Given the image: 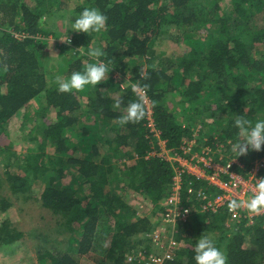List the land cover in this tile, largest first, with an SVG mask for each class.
I'll return each instance as SVG.
<instances>
[{
  "label": "trees",
  "instance_id": "trees-1",
  "mask_svg": "<svg viewBox=\"0 0 264 264\" xmlns=\"http://www.w3.org/2000/svg\"><path fill=\"white\" fill-rule=\"evenodd\" d=\"M78 1L67 11L63 0H0V138L8 136L11 124L25 117L35 99L46 102L39 108L42 116L47 110L56 116L50 124L36 117L46 144L34 143L30 153L11 163H5L8 156L0 158V190L7 184L18 197L43 184L41 206L59 218L57 231L67 237L62 249L40 254L39 264H142L128 257L144 244L152 255L155 245L145 236L159 227L176 166L148 156L159 147L147 128L146 104L139 122L120 123V112L135 99L129 87L122 89L108 78L92 90L58 92L55 74L44 64L48 39L60 37L57 22L64 12L78 15L85 7L98 8L107 17L105 28L90 37L70 31L71 45L60 46L61 53L80 47L85 51L96 41L105 53L100 59L114 67L110 75H129L130 83L148 85L145 94L167 150L182 154L181 147L197 139L198 146L209 148L218 160L221 153L226 158L231 154L230 145L238 138L232 127L235 114L264 118V0ZM171 28L182 31L190 49L162 63L165 66H155L154 46ZM82 61L92 62L81 52L70 53L58 64V73L67 76L79 70ZM140 67L147 79H140ZM116 98L123 101L120 110L112 109ZM9 149L0 146V155ZM226 158H221L223 164ZM238 158L242 167L233 169L245 176L264 160V145ZM124 159L129 164L122 163ZM68 174L71 179L65 184ZM190 179L195 193L182 196L190 215L168 225L177 245L163 264H195L196 240L215 231L218 236L211 237L225 264H264V214L246 226L245 211L241 217H233L226 207L213 212L207 203L220 191L195 176ZM0 202V209L6 210L9 202L1 195ZM139 202L150 204L151 217L140 216ZM23 235L2 224L0 248L12 250Z\"/></svg>",
  "mask_w": 264,
  "mask_h": 264
},
{
  "label": "rangeland",
  "instance_id": "rangeland-1",
  "mask_svg": "<svg viewBox=\"0 0 264 264\" xmlns=\"http://www.w3.org/2000/svg\"><path fill=\"white\" fill-rule=\"evenodd\" d=\"M66 5V10L70 11L71 9H74L76 5L78 4V0H63ZM81 3V2H79ZM64 18L61 20H58L57 26H59L61 32H58L60 37H49L48 42L45 47V56H47V60H45L44 64H46L45 68L48 73L52 74H58L60 76H65L64 74L61 75L58 72L61 71V66L64 59L69 56L70 53L76 52L78 50L77 48H73L72 51L68 53H61L62 45H71L67 44L64 41H61L60 38H63L66 30L67 25L65 24V14L67 12H64ZM262 20V19H261ZM180 34V35H179ZM62 36V37H61ZM182 31L171 28L166 31V33H163L162 38L160 40L159 44H155L154 46V56L156 58V61H154L155 66H160L162 63L168 61L171 58H176L178 56L185 55L189 49L190 45L188 46L183 40H182ZM54 40V41H53ZM53 41V42H52ZM96 41L93 43L92 46H96ZM82 51V50H81ZM86 51V50H85ZM53 56L51 57V55ZM60 55V56H57ZM63 59L61 58L62 56ZM42 57V58H45ZM86 56V55H85ZM44 60V59H43ZM140 63L139 61L137 64ZM153 64V65H154ZM164 65V64H162ZM165 66V65H164ZM64 72V71H63ZM49 74V75H52ZM66 77V76H65ZM111 77V78H110ZM108 78L112 79L114 83L120 86L121 84L125 82L127 79V83L130 84V76L129 75H122L121 73H111L108 74ZM49 82L51 80L47 78ZM125 86L124 88H126ZM123 89V88H122ZM92 90V87H91ZM176 94V93H175ZM84 98V97H83ZM82 99V105L86 107L87 103L85 99ZM171 98V97H170ZM168 97V99L170 100ZM172 98L175 100L176 98L174 95ZM173 101V100H172ZM44 99H35L27 113L25 114V117L18 118V121L11 124V127L8 131V136L6 138H0V146L2 148H7L9 146V150L7 152V155H0V158L5 159L8 156V159L5 163H11V160L14 162L15 159L23 158V155L26 153H30V148H32L34 143L36 146H40L43 144H46L47 138L44 134V128L39 127L37 118L41 119L46 124L52 123L56 116L53 112H50L48 115L46 112H43V116L41 114L42 110L41 106H45ZM167 103L168 100H167ZM171 110H175L174 107L171 108ZM51 114V115H50ZM37 117V118H36ZM13 128V129H12ZM163 142H161V146H163ZM6 146V147H5ZM53 150L51 148H48V153H52ZM213 152V151H212ZM230 153L229 157L230 158ZM13 157V159L11 158ZM214 156V154H212ZM227 155L225 153H221L220 158H226ZM120 161V160H117ZM122 163L130 162L129 160H122ZM13 170V169H12ZM1 177H4V171L1 169L0 171ZM71 179V175L68 174L67 177L64 180V183L67 184ZM43 184H36L31 193L28 194H21L18 197L11 194V191L7 184L3 186L0 190V195L2 199H5L9 202V205L7 206L6 210L0 209V226L3 224V226L13 227L17 231L23 233V238L18 239L16 243H14L11 247L12 250L5 248V250L0 248V264H39V257L40 254L49 251L53 248L62 249L64 246L63 240L65 239L66 233L65 231H62V233L57 231V226L59 223V218L55 216L51 211L44 209L41 206V201L39 200V194L42 190L41 186ZM140 203V202H139ZM146 202L138 204L137 209L139 210L141 217H151L153 213V208L150 207V204ZM3 202H0V208H2ZM229 224H226V227ZM246 226H252L253 224L249 223V219L247 218ZM228 228V227H227ZM213 234H210V236L216 238L215 236H218L217 231L213 232ZM67 237V236H66ZM148 245V244H144ZM146 246L144 247L146 250ZM141 249V248H139ZM149 252V251H148ZM152 253H157L158 249L153 248ZM109 264V263H107Z\"/></svg>",
  "mask_w": 264,
  "mask_h": 264
},
{
  "label": "built area",
  "instance_id": "built-area-1",
  "mask_svg": "<svg viewBox=\"0 0 264 264\" xmlns=\"http://www.w3.org/2000/svg\"><path fill=\"white\" fill-rule=\"evenodd\" d=\"M145 104L148 110L147 128L151 137L157 141L159 147V151L153 150L148 156H157L165 159L172 165H175L176 168L169 193L163 199L164 213L159 222V227L150 235L145 236L149 243L155 245L154 247L158 249V252L151 255L145 248L140 249L128 257L129 262L138 261L142 264H163L164 261L171 259L177 243L174 240V232L168 231V225L175 226L178 222L188 219L190 215L189 209L182 206V196L183 192H186L189 197L194 195L193 181L190 179L192 176L205 181V183L214 186L220 191L207 203V207L213 212L226 207L233 217H241L239 213L245 211L247 213L245 216L249 219L250 224L254 223L257 216L264 214V210L253 212L246 207V202L255 193L256 180L264 177V160L257 161L248 174L243 176L233 169L236 165L241 166L239 158L235 159L231 154L230 158H228L229 156L226 158L227 163L223 164L224 160H221V158L216 160L209 148L199 147L197 139L181 147L182 154L167 150L165 143L159 137L160 134L156 129L150 102L146 94ZM161 142H163V146H161ZM195 148H199L200 151L197 152ZM185 177L190 179V181L186 182ZM200 192L198 195H200ZM231 200L245 203L241 204L240 207L230 210L228 203Z\"/></svg>",
  "mask_w": 264,
  "mask_h": 264
},
{
  "label": "clouds",
  "instance_id": "clouds-1",
  "mask_svg": "<svg viewBox=\"0 0 264 264\" xmlns=\"http://www.w3.org/2000/svg\"><path fill=\"white\" fill-rule=\"evenodd\" d=\"M65 16L67 30L64 37L60 38V40L67 44H71L68 34L70 31L85 33L90 37L92 34L100 33L105 28L107 21L106 15L96 7H85L78 15L68 13ZM73 17H75L74 20ZM83 48L85 47H80L76 51L81 52V55H86L92 62L85 63L82 61L81 68L72 71L66 77L55 76L54 84L58 92H79L86 87H97V85L108 79V74L114 67L111 66L110 60L106 62L100 59L105 55L102 47L99 45L92 46L89 42L86 46V51H81ZM139 77L140 79H147L142 67L139 68ZM125 86L131 89L135 99L129 101L124 106L118 119L121 124L139 122L145 116V93L148 85H141L139 83L129 84L126 79L121 84V88ZM122 103L121 98H116L112 104V109L120 110ZM232 127L238 131V138L230 145V152L235 159L246 155L249 151H261L262 145H264V118L250 120L244 115L235 114ZM243 203L245 202L238 203L236 200H231L228 203V207L231 210L240 207ZM246 207L253 212L264 210V177L256 180L255 193L246 202ZM194 253L193 260L195 264H225L223 253L215 246L214 239L208 234L202 233L198 237Z\"/></svg>",
  "mask_w": 264,
  "mask_h": 264
}]
</instances>
